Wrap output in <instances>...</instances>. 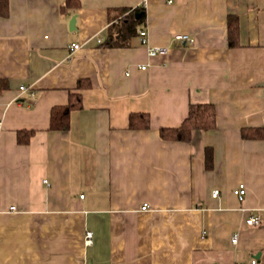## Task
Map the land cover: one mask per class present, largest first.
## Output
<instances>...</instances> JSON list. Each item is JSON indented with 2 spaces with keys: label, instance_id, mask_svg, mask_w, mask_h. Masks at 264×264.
I'll return each instance as SVG.
<instances>
[{
  "label": "crops",
  "instance_id": "crops-1",
  "mask_svg": "<svg viewBox=\"0 0 264 264\" xmlns=\"http://www.w3.org/2000/svg\"><path fill=\"white\" fill-rule=\"evenodd\" d=\"M138 7L137 30L166 55L148 57L137 35L106 46ZM0 80V264H264V139L242 137L264 128V0H9ZM77 93L68 128L51 130ZM191 104H212L215 128L162 139ZM132 113L149 128H129Z\"/></svg>",
  "mask_w": 264,
  "mask_h": 264
},
{
  "label": "trees",
  "instance_id": "trees-1",
  "mask_svg": "<svg viewBox=\"0 0 264 264\" xmlns=\"http://www.w3.org/2000/svg\"><path fill=\"white\" fill-rule=\"evenodd\" d=\"M9 0H0V17H5L8 11ZM64 6L67 9H76L79 6V0H64ZM127 14L122 18L121 22L111 26V32L107 38L106 46L112 48L125 45L128 39L137 35L138 26L144 21L145 14L141 8H133L126 10ZM140 14L138 17H136ZM229 44H235L236 27H232V19L229 17ZM116 34V35H115ZM79 89L87 87V82L79 81ZM6 82L0 80V91L5 87ZM71 102L58 109L53 110L50 121V129L53 131H64L68 128L69 112L72 109L79 108L81 103V95L71 94ZM129 128L131 129H147L149 128V117L145 114L132 113L129 115ZM215 128V107L212 104H191L188 109V115L183 122L175 128H161L159 135L164 140L189 142L192 133L195 130L208 131ZM33 135L32 130H21L17 133V142L19 144H27ZM242 137L245 139H264V128H252L242 131ZM212 150L205 149V164L207 169L212 167Z\"/></svg>",
  "mask_w": 264,
  "mask_h": 264
},
{
  "label": "built area",
  "instance_id": "built-area-1",
  "mask_svg": "<svg viewBox=\"0 0 264 264\" xmlns=\"http://www.w3.org/2000/svg\"><path fill=\"white\" fill-rule=\"evenodd\" d=\"M167 3H171L172 0H166ZM137 36H138V40L140 45L146 47V51H147V56L150 58L156 57V56H163L166 55L168 53V48L167 47H151L148 45V35H147V30L145 28H140L137 31ZM173 39L178 42V43H188V44H194V39L191 38L189 35L187 34H176L174 35ZM79 48L78 44H71L70 45V49L72 51L77 50ZM141 69H144V67H141ZM19 90L24 92L27 89L24 86H20ZM30 97H33V93L30 92L29 93ZM44 182L46 183V181L44 180ZM219 194L218 190H213L211 192V195L213 198H216ZM233 194L236 196V198L239 201H242L244 196H245V186L244 184H239L234 190H233ZM83 196L81 195L80 198H82ZM147 207L146 204H144L142 206V210H145V208ZM260 223V219L257 216H250L246 219V224L248 226H253V225H259ZM92 238H93V234L90 231L85 232L84 235V244L86 246H90L92 244ZM237 240V235L234 234L231 241L233 243H235ZM235 264H257V260L255 259H251L248 263H243V262H238Z\"/></svg>",
  "mask_w": 264,
  "mask_h": 264
},
{
  "label": "water",
  "instance_id": "water-1",
  "mask_svg": "<svg viewBox=\"0 0 264 264\" xmlns=\"http://www.w3.org/2000/svg\"><path fill=\"white\" fill-rule=\"evenodd\" d=\"M140 14H138L136 17H138ZM74 21H75V17H72L70 22H69V29H72L73 28V25H74Z\"/></svg>",
  "mask_w": 264,
  "mask_h": 264
}]
</instances>
